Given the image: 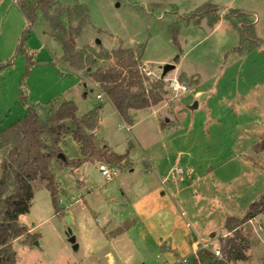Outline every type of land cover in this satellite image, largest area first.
I'll return each mask as SVG.
<instances>
[{
    "label": "rangeland",
    "instance_id": "rangeland-1",
    "mask_svg": "<svg viewBox=\"0 0 264 264\" xmlns=\"http://www.w3.org/2000/svg\"><path fill=\"white\" fill-rule=\"evenodd\" d=\"M57 1L63 7L82 4L88 8L90 22L84 26L77 38L78 48L95 49L97 53L118 47L142 51L140 63L147 65L154 72V75L149 76V82L162 77V68L167 63H173L175 68L166 73L164 82L178 78L188 81L191 86L192 81L186 76L195 74L200 76L202 82L208 81L212 75L219 76L220 79L234 71L236 62L239 63L242 56L238 51L230 50L240 45L241 35L239 33V40L236 35L234 41H231L223 26L226 22H221L224 24L220 27L214 24L213 32L209 33L201 22L197 23L193 18H189L197 7L207 2L217 5L219 0ZM221 13L222 11H219L218 15ZM210 17L217 22L220 19H215L213 14ZM263 21L264 19H260L258 26L261 27ZM28 26V23L25 24L23 30H27ZM47 27L50 30V25L38 12V17L29 27L30 31L23 42V50L18 51V45H15L8 58L4 57L3 51L0 52V71L7 73L5 78H2L0 73V130L26 114L27 106L22 101L21 94L25 96L26 102V98H29L34 103L43 117L46 106L55 99L73 100L78 107L79 116L101 106V120L95 130V144L106 151L124 155L125 159L130 161V166L125 161L116 164L119 168L118 174L114 179L107 180L98 168L101 163H108L107 161L84 162L79 168L71 169L54 160L52 170L59 188V212L53 204L49 189L42 181L35 180L32 205L29 212L20 218L22 223L31 227L35 238L30 241L20 238L13 243L15 264H173L170 253L174 259L176 257L171 248L179 254L177 264H180L182 257L189 258L192 247L198 248L204 243L207 245L205 249L214 253L212 249L221 246V239L225 238L224 233L227 232L224 228L226 216L242 217L249 205L264 194V148L256 151L251 147L250 154L253 149L256 153H261L260 157L255 159L257 164L250 159V168H243L236 177L218 183L214 193L204 194V200L201 202L205 204H199L201 194L194 195L193 190L189 191V202L193 209L198 206V213L201 215L198 218L195 215L194 220H205L204 227L199 228L196 223L194 226L190 222L193 219H187L191 224L189 226L187 220L181 223L177 217L173 222L177 226L174 234L161 233V229L156 225L155 230H159L160 235L152 238L148 233L151 227L143 224L135 228L134 224L122 233L109 237L110 241L103 240L104 227L111 232L124 221L136 218L135 204L150 197L147 191L155 186L158 178L150 169L148 159L153 160L151 164L154 165L160 156L169 155L165 160L168 163L164 165L166 173L171 168L181 167L185 181L190 180V163H187L185 156L177 160L178 150L174 148L176 144H179V148H187L184 141L177 138L181 134L173 135L176 137L174 139L168 133L161 135L160 131L161 123L166 121L167 117L176 119L174 110L177 117H180L182 107L191 109L183 102L190 100L185 97L190 95L192 88L174 91L168 88L166 83L167 93L163 101L146 108L131 109L132 122H127L120 117L112 102L98 98L102 91L88 74L99 66L113 63V59L99 60L93 67L77 71L79 73L70 72L58 60L53 70L42 64L34 65L37 60L34 48H43L57 59L63 52L58 40L49 34L44 35ZM254 31L264 45V22L259 30L254 28ZM48 35L51 38H48ZM9 39H12V35ZM28 40H31L29 46L33 49L29 52L25 50ZM10 46L6 45L4 49ZM263 57L258 54L250 56L242 72L248 75L257 74L256 67L264 63ZM5 69L6 72L3 71ZM237 70L238 67L235 71ZM146 84L148 85V82ZM208 86L209 84L206 87ZM156 106L160 107L159 112L154 111ZM208 127V123H204L202 129L195 130L194 136L200 143L196 148L198 153L208 149L201 141L206 136ZM258 143L264 144V140ZM163 144L169 148L166 150L162 147ZM62 148L68 159L82 156L79 144L70 135L66 136ZM211 148L215 149L214 146ZM235 148L242 147L237 145ZM6 154L7 151H0V175L1 163ZM233 171L235 168L227 175ZM170 178L171 174H168L169 184L172 182ZM74 196L78 198L76 201ZM168 197L167 199L172 201L171 196ZM144 201L146 203L149 200ZM67 216H70V220ZM186 223L190 229H198L199 235L193 231L190 233ZM69 228L72 233H69ZM244 230L251 235V245L247 251L249 258L232 264H264V212L248 221ZM71 235L75 237L74 242L70 241ZM172 236H175L173 240ZM74 244L77 246L74 247ZM109 252H112L115 262L109 261Z\"/></svg>",
    "mask_w": 264,
    "mask_h": 264
},
{
    "label": "trees",
    "instance_id": "trees-1",
    "mask_svg": "<svg viewBox=\"0 0 264 264\" xmlns=\"http://www.w3.org/2000/svg\"><path fill=\"white\" fill-rule=\"evenodd\" d=\"M16 1L29 24L28 29L21 34L18 51L23 50L29 27L40 12L50 25L49 34L62 47L61 60L71 69L84 70L93 67L99 60L113 59V63L99 66L88 74L125 121L132 122L131 109L146 108L163 101L167 93L166 82L163 77L149 82V76L141 71L143 64L139 58L142 51L118 47L97 53L95 49L77 47V38L84 26L90 22L89 11L85 5L63 7L57 0ZM220 10L219 6L207 2L197 7L189 18L200 23L204 17L210 18L213 14L218 19ZM224 17L236 19L235 25L241 35L238 49L253 50L262 46L254 31V19L248 13L230 9L225 12ZM21 99L26 104L23 94ZM100 110L101 106H98L79 116L78 107L73 100L55 99L46 106L44 117L38 108L27 107L24 117L0 130V150L7 151L1 163L0 175V264H15L13 243L17 239L30 241L35 238L31 227L20 221V217L29 212L32 205L35 180L42 181L49 189L53 204L59 212V188L52 170L54 160L71 169H77L84 162L100 160L116 165L125 159L124 155L96 146L94 139L95 130L101 120ZM68 135L79 144L81 157L68 159L65 155L62 143ZM254 148L256 151L262 150L264 144L257 143ZM263 212L264 194L249 205L242 217L228 216L225 219L224 228L229 236L221 239L222 257H216L214 253L198 247L187 262L180 264H232L246 261L249 258L247 251L251 245V235L244 230V225ZM135 223V219L124 221L107 235L112 237L122 233Z\"/></svg>",
    "mask_w": 264,
    "mask_h": 264
},
{
    "label": "crops",
    "instance_id": "crops-1",
    "mask_svg": "<svg viewBox=\"0 0 264 264\" xmlns=\"http://www.w3.org/2000/svg\"><path fill=\"white\" fill-rule=\"evenodd\" d=\"M217 6H220V11H222L219 21L217 22L212 20L211 17H206L207 26L210 28L209 33L213 32L214 24L220 27L221 22L224 21L226 23L222 25L224 26L226 35L231 41H234L237 35V40H239V31L235 25L236 19L224 17L225 12L230 9H239L248 13L254 19V28L256 31L262 27L264 21L261 22V27L258 24L260 19H264V0H219ZM27 23L28 20L19 8L16 0H0V52H4L5 58H8L10 51H13L15 45H18L21 32ZM49 31L47 27L44 35L47 36ZM10 35H12L11 40L9 39ZM49 35L48 38H51V35ZM6 45L11 46L5 50ZM27 45L25 48L26 51L33 50L29 46L31 45V40H28ZM238 47L239 44L230 49L232 51H238L242 55L240 56L239 63L238 61L236 62L235 69L238 67L237 71L234 69L232 73L224 75L220 79H218L219 76L212 75L206 82H202L200 76L196 74L191 77L186 76L192 81L190 86L192 92L185 97L190 100H184L183 104L191 109L182 107L180 109L181 116L177 117L175 110L173 111L172 108L176 119L167 117L166 121L161 123V135L164 136L168 133L173 137V135L179 136L181 134L177 138H181L184 141V146L187 148H179V144L174 145V148L178 150L177 160L185 156L187 163H190L188 175L191 176L189 177L190 180L188 181L190 182L188 184L186 183L188 181H185L186 177H182V179L177 181L171 180L172 182L169 184L167 183V175L171 174L173 169L171 168L166 173L164 165L168 163L165 160L170 156H160L155 160L157 162L154 165L151 164L153 160L148 159L149 167L155 172L158 180L155 182V186L147 191L150 197L144 198V200L149 201L145 203L142 200V202L135 204L136 218L133 219L136 220L135 228L143 224L146 227H151L148 233L152 238L160 235L159 230H155L156 225L161 229V233L174 234V229L177 226L173 222L176 221L177 217L180 218L179 221L181 223L183 220L193 219L190 221L193 225L196 223L199 228L204 227L206 225L205 220H194V218L196 219L195 215H197V218L201 215L198 213V206L196 205L193 209L192 204L189 202L191 196L189 191L193 190L194 193H192L194 195L201 194L199 204H205L201 202L204 200V194L209 195L211 192L214 193L218 187V183L227 182L230 178L236 177L242 172L243 168H250L252 162L250 159H253L257 164L255 159L260 157L261 153H256L253 149V153L250 154L249 150L251 147L254 148L258 142L264 140V63L256 67L257 74L255 75L244 74L242 70L245 63L249 61L250 56L254 54L264 56V45L253 50L246 48L238 49ZM34 54L37 58L34 65L42 64L48 69L51 68L53 70L57 64L56 60H58L70 72H77L61 60L62 54L57 59L49 51L40 47H37V49L34 48ZM58 66L59 68L61 67L59 64ZM6 68L8 69V67ZM7 69L3 71L6 72ZM1 75H3L2 78H5L7 73H1ZM207 84H209L208 87H206ZM26 100L27 107L35 108L34 103L29 98H26ZM195 101L198 103L196 108L191 105ZM156 107L157 109L154 111L159 112L160 107ZM204 123H208L209 129L201 141L208 149L198 153L196 148L200 146V143L197 142L194 133L196 129H202ZM173 138L175 139L176 137ZM237 145L242 148H235ZM211 146H214L215 149L213 150ZM162 147L166 148V150L169 148L165 144ZM126 160L124 159L122 162ZM127 161L128 163L126 164L130 166V161ZM231 163L235 164L233 165ZM233 168H235V171L227 175ZM166 193L168 194L166 195ZM168 196H171L172 201L171 199H167L169 198ZM187 222L191 226L189 220ZM188 224L186 223L190 233L193 231L199 235L200 231L197 229L198 232L195 228L190 229ZM171 225L173 226L171 227ZM108 232L106 227H104L102 239L107 242L110 241L107 235ZM226 236H229L228 232L224 233V237ZM174 238L175 236L171 237L172 240ZM161 239L164 238L161 237ZM192 248V253H194L197 247ZM257 248L259 249L260 246H257ZM171 251L176 257L174 259L172 253H170L173 259L172 262L173 264H177L179 261L177 256L179 254L174 248H171ZM109 261L115 262L112 252H109Z\"/></svg>",
    "mask_w": 264,
    "mask_h": 264
},
{
    "label": "built area",
    "instance_id": "built-area-1",
    "mask_svg": "<svg viewBox=\"0 0 264 264\" xmlns=\"http://www.w3.org/2000/svg\"><path fill=\"white\" fill-rule=\"evenodd\" d=\"M141 71L147 76L154 75V72L151 70V68H149L145 64L141 65ZM166 83H167L168 88H170L174 91L188 90L190 87L188 81L180 80L178 78L169 79L166 81ZM104 97H105V95L103 93L98 94V98L103 99ZM98 168L102 172V174L106 177L107 180L114 179L115 176L119 172V168L117 165H113V164H109V163H101ZM183 175H184L183 169L181 167H178V168H175L172 170L170 179L177 181V180L182 179ZM73 199H75V201H76L78 198H76L74 196ZM199 247L205 249L207 247V245L204 243V244H201ZM212 250H213L216 257H222V251H221L220 247H215ZM187 260H188V257H182L181 258L182 263L187 262Z\"/></svg>",
    "mask_w": 264,
    "mask_h": 264
},
{
    "label": "water",
    "instance_id": "water-1",
    "mask_svg": "<svg viewBox=\"0 0 264 264\" xmlns=\"http://www.w3.org/2000/svg\"><path fill=\"white\" fill-rule=\"evenodd\" d=\"M117 5H119V3H117ZM201 25L203 27L206 28L207 32H210V28L207 26V18L204 17L202 20H201ZM98 43H100L99 40H97ZM173 68H175V65L173 63H167L163 66L162 68V77H164L166 75V73L170 70H172ZM90 70V69H89ZM198 105L197 101H195L192 106L194 108H196ZM125 163H128V161L126 160ZM67 219L70 220V216H67ZM69 233H72V230L69 228ZM70 241L74 242L75 241V237L73 235H71L70 237ZM77 244H74V247H76Z\"/></svg>",
    "mask_w": 264,
    "mask_h": 264
}]
</instances>
